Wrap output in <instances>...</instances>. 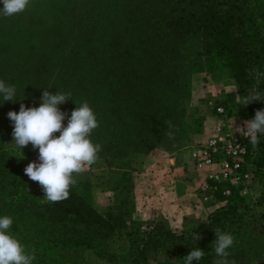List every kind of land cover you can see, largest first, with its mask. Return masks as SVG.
<instances>
[{
  "label": "trees",
  "instance_id": "16d2710c",
  "mask_svg": "<svg viewBox=\"0 0 264 264\" xmlns=\"http://www.w3.org/2000/svg\"><path fill=\"white\" fill-rule=\"evenodd\" d=\"M205 57L236 82L242 101L252 94L264 99V0H31L23 13L0 16V80L16 88L15 102L0 96V217L12 218L9 231L35 255L32 264H57L64 249L106 243L123 217L94 207L86 178L77 179L67 200L38 202L26 191L21 160L5 148L12 127L7 113H18L21 103L39 107L44 90L70 93L58 107L70 117L89 104L99 122L90 137L101 145L99 157L123 165L153 148L171 153L193 133L185 103ZM244 107L252 120L264 100ZM259 140L251 160L257 171L264 169V135ZM248 199L234 191L207 221L180 235L156 223L132 243L130 262L151 249L185 264L189 251L199 248L205 256L193 264H216V230L235 238L230 264L257 262L264 255V222L255 207L264 197Z\"/></svg>",
  "mask_w": 264,
  "mask_h": 264
},
{
  "label": "rangeland",
  "instance_id": "374dc122",
  "mask_svg": "<svg viewBox=\"0 0 264 264\" xmlns=\"http://www.w3.org/2000/svg\"><path fill=\"white\" fill-rule=\"evenodd\" d=\"M19 54L23 55L24 51ZM203 64L204 72L191 77L190 97L185 103V123L193 133L181 149L166 153L153 148L128 156L123 165L99 157L88 171L74 177L76 180H89L94 207L103 214L112 212L122 216L123 225L109 241L95 248L64 249L57 264H132L129 252L132 243L139 244L156 223H162L164 228L176 234L195 222L207 221L213 211L227 204L222 201L225 197L220 192H211L205 187L216 183L209 180L207 175L211 170L219 172L220 168L196 162L191 152L220 135L242 138L248 146L249 139L239 128L250 118L236 82L225 71L214 69L208 58H203ZM261 94L264 97V92ZM218 108L223 109L222 113L218 112ZM219 123L223 125L217 131ZM12 131L13 127L5 131L4 145L18 156L23 170L30 162L39 163L36 161L38 149L34 150L31 144L21 149L20 154V149L12 141ZM198 137H202V141H198ZM251 172L250 181L233 183L231 190L232 194L237 191L255 202L264 197V169L257 171L253 168ZM122 173L125 176L121 177ZM25 177L26 191L38 202H49L44 198L45 193L38 182ZM204 193L208 197L206 201L203 199ZM255 209L264 222V200ZM137 264L179 262L162 251L148 249ZM253 264H264V255Z\"/></svg>",
  "mask_w": 264,
  "mask_h": 264
},
{
  "label": "clouds",
  "instance_id": "9594fccd",
  "mask_svg": "<svg viewBox=\"0 0 264 264\" xmlns=\"http://www.w3.org/2000/svg\"><path fill=\"white\" fill-rule=\"evenodd\" d=\"M3 7L0 16L12 17L23 13L31 7V0H0ZM0 96L3 101L15 102L16 88L0 80ZM71 99V94L55 93L44 90L39 107L26 108L20 104L19 112L10 111L7 118L12 122V141L20 149L31 144L38 149V161L30 162L24 169L25 175L42 187L44 198L49 202L59 203L69 198L70 189L77 184L74 178L88 171L99 160L101 145L90 139L93 131L99 127L95 113L85 101L76 107L70 117L59 109V105ZM258 94L244 98L243 105L259 102ZM67 118V125L63 121ZM249 139L255 150L259 136L264 135V109L257 110L254 118L244 121L239 128ZM59 133V136H55ZM169 138L173 134L168 133ZM12 142V143H13ZM13 220L10 216L0 217V264H32L34 254H27L25 247L11 233ZM176 235H180L177 232ZM214 252L218 258L216 264H230L228 251L234 245V237L229 233L215 231ZM195 241L201 239L199 233L193 236ZM205 252L195 248L184 257L185 264L199 262Z\"/></svg>",
  "mask_w": 264,
  "mask_h": 264
},
{
  "label": "built area",
  "instance_id": "2783aa9c",
  "mask_svg": "<svg viewBox=\"0 0 264 264\" xmlns=\"http://www.w3.org/2000/svg\"><path fill=\"white\" fill-rule=\"evenodd\" d=\"M217 110L219 113L223 111L222 108ZM222 125V123L218 124L217 131H220ZM255 151L248 148L242 138L220 135L212 137L205 145L193 149L191 155L196 162L220 168L219 172L215 170L209 172L207 178L216 183L205 187L211 192H220L227 198L232 194L233 183H244L252 179L251 171L254 167L251 160ZM36 161L39 162L38 158ZM203 199L205 201L208 199L205 193Z\"/></svg>",
  "mask_w": 264,
  "mask_h": 264
},
{
  "label": "crops",
  "instance_id": "0c3cea01",
  "mask_svg": "<svg viewBox=\"0 0 264 264\" xmlns=\"http://www.w3.org/2000/svg\"><path fill=\"white\" fill-rule=\"evenodd\" d=\"M198 141H202V137H198L197 138ZM172 161V160H171Z\"/></svg>",
  "mask_w": 264,
  "mask_h": 264
}]
</instances>
